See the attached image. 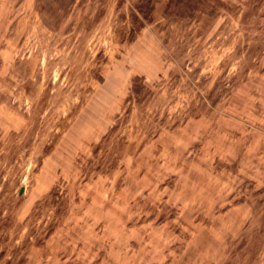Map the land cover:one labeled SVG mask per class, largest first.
<instances>
[{
	"label": "rangeland",
	"instance_id": "rangeland-1",
	"mask_svg": "<svg viewBox=\"0 0 264 264\" xmlns=\"http://www.w3.org/2000/svg\"><path fill=\"white\" fill-rule=\"evenodd\" d=\"M202 1L0 0V264H264V0Z\"/></svg>",
	"mask_w": 264,
	"mask_h": 264
},
{
	"label": "trees",
	"instance_id": "trees-1",
	"mask_svg": "<svg viewBox=\"0 0 264 264\" xmlns=\"http://www.w3.org/2000/svg\"><path fill=\"white\" fill-rule=\"evenodd\" d=\"M189 1L192 0H169L168 2V7L167 9L172 10L171 13H175L176 15H184V12H181V6L185 4V6H189L191 7V13L190 15H192L195 11L201 10V11H208V13H213L215 11V4L214 2H203L202 0H197V4H200L199 6H196L195 4L192 3H187ZM182 3V4H181ZM210 9V10H207Z\"/></svg>",
	"mask_w": 264,
	"mask_h": 264
}]
</instances>
